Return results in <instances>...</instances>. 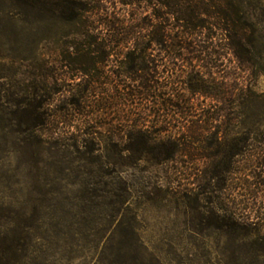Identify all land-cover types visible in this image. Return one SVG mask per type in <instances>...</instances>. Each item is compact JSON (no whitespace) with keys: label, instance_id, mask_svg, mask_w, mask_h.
Instances as JSON below:
<instances>
[{"label":"rangeland","instance_id":"374dc122","mask_svg":"<svg viewBox=\"0 0 264 264\" xmlns=\"http://www.w3.org/2000/svg\"><path fill=\"white\" fill-rule=\"evenodd\" d=\"M238 1L249 15L250 33L264 51V1ZM167 12L153 0H0V235L44 238L35 261L28 264H264V242L258 237L264 236V227L259 226L264 225V158L250 156L257 153L256 146L264 145L250 142L240 156L228 157L233 143L248 137L249 123L237 124L235 133L231 132L235 124L225 120L215 124L220 127L217 142L226 152L215 162L231 163L221 172L223 189L216 193L219 180L205 182L212 160L180 157L179 171L169 173L167 165L154 168L148 163L154 152L138 151L132 157L108 150L110 141L121 148V138L130 141L129 126L133 125L159 139L169 135L162 128L164 118L155 127V111L142 110L156 106L148 101H125L130 98L126 86L139 85L131 77L103 73L105 79L93 83L91 75L78 73L63 61L64 56L83 60L85 53H78L77 48L87 46L91 37L105 43L117 39L120 44L110 43V56L98 71L125 70L124 51L145 49L155 60L151 67L164 72L157 82L160 87L167 82V100L185 96L189 101L193 98L198 108L219 107L212 99L189 96L185 90L190 56L174 60L156 46L154 39L164 32L168 46L174 34H181L179 24ZM116 31L123 34L116 37ZM210 43L201 39L196 47L203 49ZM223 65L224 72L212 71L215 84L220 74L230 77L228 83L238 76L256 94L264 93V74L257 73L250 80L246 74L235 73L229 57ZM210 72L197 74H205L204 80L210 82ZM27 73L53 74L52 78L32 80ZM30 80L39 88L40 82L48 81V90L29 88ZM121 88L124 91L119 95ZM32 97L33 104L46 101L40 111L47 113V124L36 132L26 130L25 114L16 118L12 113V104ZM78 99L84 110L77 106ZM19 126L25 131L23 136L14 133ZM259 129L264 131V120ZM172 131L177 135L184 132L179 128ZM59 138L67 140L65 143L77 141L80 147L84 141L91 142L97 151L86 157L65 151L62 145L52 144ZM164 141L159 143H167ZM83 147L80 150L85 151ZM123 162L135 163V167L122 166ZM120 177L131 185L127 212L118 202L119 189L114 183ZM104 182H110V188ZM217 202L235 218L248 217L253 224L249 236H227L206 225L208 213L201 207L209 210ZM134 230L139 245L131 242L130 248L118 249L116 243L97 244L101 237L121 241Z\"/></svg>","mask_w":264,"mask_h":264},{"label":"trees","instance_id":"16d2710c","mask_svg":"<svg viewBox=\"0 0 264 264\" xmlns=\"http://www.w3.org/2000/svg\"><path fill=\"white\" fill-rule=\"evenodd\" d=\"M154 5L162 6L167 9V15L172 17L176 21L181 29V34H174L170 39V45H167L165 32L162 36L156 37L154 42L161 52L169 53L172 59L184 61L187 56H190L192 63L189 67L188 72L190 73L185 81V90L190 96H201L205 99H212L216 102L219 107L215 109H203L204 107L198 108L193 104V98L189 100L185 99V96L178 97V101L167 100V82L166 85L160 87L157 82L161 73L157 71V67L151 64L155 60L150 59V54H145V49H138L124 51L125 60L122 62L123 68L125 70L118 71H98L100 65H103L110 56V43L119 45L121 41H108L99 42L96 37H91L83 48H77L78 53H85V58L73 59L71 60L69 56H64L63 61L69 62L70 67L74 66L75 71L78 73H84L85 75H91L92 82L97 83L100 81L103 73H118L120 76L125 75V77H131L134 82L139 84L137 86H126L128 90L127 96L130 98H125V101H142L150 102L152 106H156L157 109H145L142 111H155L157 119L152 121L155 127H158L157 123L161 122L160 118L163 117L164 124L162 128L167 132V136L153 137L148 135L147 131H144L143 127L140 125L129 126V140L126 141L121 138L122 148L115 143H108L110 151L117 152L118 154L129 153L133 155L138 151L143 154L156 153V155L149 159L148 163L152 167L161 168L167 165V171L171 173L172 171L178 172L179 164H181L178 159L180 157L188 156L191 159H205L212 160V171L210 177L205 179L207 184H210L212 180H219L216 182V193H219L223 189L221 182H223L222 173L225 171V165L229 166L231 163L225 164L224 162H215L216 158L219 156L224 158L226 156L225 148L223 144L218 143L216 136L220 132L217 126L222 123L223 120L233 125L232 133H235L237 129V124L243 122V124L249 123L248 137L236 140L232 146V153L228 154L229 158L234 156H240L243 150L250 146V142H258L264 145V131L260 130L264 120V93L256 94L252 90V86L249 84L244 86V82L238 76L234 78L232 83H228L230 77L220 74L219 81L215 84V79L213 76V70L215 68L224 72L223 62L226 57H229L234 64L235 73H242L248 75V77H253L257 73L264 74V51L259 50V46L256 43L253 35L250 33L252 25L249 20V15L245 11L242 2L238 0H153ZM264 1V0H263ZM160 18V15H154ZM212 21V22H210ZM174 28L172 29V31ZM123 32V31H122ZM116 31V37L123 34ZM204 39L211 41L209 47L203 49H198L197 42ZM195 62V63H193ZM171 70H176L171 67ZM183 70V69H181ZM186 70V69H185ZM210 70L209 76H211V81H205L204 76H199L197 73H207ZM176 72V71H175ZM184 71H181L183 73ZM167 73H170L167 70ZM172 73V72H171ZM177 73V72H176ZM195 73V74H192ZM29 79H47L52 78L53 73H27ZM254 75V76H253ZM29 82V88H36V91H47L48 81L44 80L40 82V88L35 83V80ZM98 80V81H97ZM242 85V87L240 86ZM244 87V88H243ZM40 89V90H39ZM122 90V88H121ZM124 90L119 92V95ZM175 92V91H174ZM39 94V93H38ZM80 98V97H79ZM121 102V98H119ZM119 99H116L118 102ZM157 99V100H156ZM193 99V100H192ZM34 97L29 101H23L21 103L12 104V113L17 118L24 117L28 120L27 131L34 130L35 132L40 128H43L47 124L46 112L40 111L44 107V102L40 104H33L32 101ZM153 100V102H152ZM77 106L81 109L82 100L78 99ZM109 105V103H105ZM195 105V106H194ZM100 106V104H99ZM90 107V106H87ZM92 107H94L92 105ZM197 109L198 113L192 115ZM84 110V109H81ZM163 112V115L158 114ZM173 110V113H172ZM174 114V116H173ZM194 118L195 121L192 120ZM243 119V121H239ZM245 119V120H244ZM249 119V122L246 121ZM19 122L23 124L19 118ZM128 123L129 121H125ZM133 122V121H132ZM175 122V123H173ZM130 123V122H129ZM224 123V122H223ZM174 124V125H173ZM217 124V125H215ZM181 125L180 127L177 126ZM128 127L127 125H122V127ZM179 128L183 129L184 132L181 135L173 134L172 129ZM5 129V128H4ZM146 130V129H145ZM158 132V131H155ZM15 134L23 136L25 131L21 126L16 128ZM156 135V133H155ZM263 135L262 138H259ZM165 140V141H164ZM159 141H164L167 143H159ZM67 140L55 139L53 145L68 151L66 149L72 150L86 157L90 152L97 151L93 146V143L84 141L81 143V147L86 148L85 151L80 150V143L73 141L72 143H65ZM70 142V140L68 141ZM125 142V143H123ZM129 142V143H127ZM133 145L137 144V145ZM156 143V144H155ZM107 146V147H108ZM156 151V152H155ZM257 153H253L252 157L264 158V148L256 146ZM228 158V159H229ZM108 164L109 161H107ZM122 166L135 167V163L127 165L126 163H121ZM116 183L119 191L118 199L119 204L125 211H129L127 203L129 202L131 196V185L128 180L124 178H119ZM207 184V185H208ZM254 184V183H253ZM106 187H109L110 182H104ZM218 199V198H217ZM218 201V200H217ZM213 206V204H211ZM203 212L208 213V218L204 219L206 225L214 231L221 232L227 236H249L252 231V226L249 222L248 217L235 218L222 203L217 202V207H210L207 210L206 206L201 207ZM257 211L261 210L257 207ZM218 211V212H217ZM264 222V219H261ZM256 227V224H254ZM264 227L263 224L259 225ZM208 228V229H209ZM130 236V235H129ZM259 240L264 242V236L258 235ZM128 239V243L124 244V241H118L114 238H98V243L104 242L106 245L117 244L118 249L130 248L133 243L139 245L140 239L137 233H131V237L122 238ZM44 238L34 236L31 234H6L0 235V264H28L30 261H35L38 248L44 246L42 241ZM34 258V259H32Z\"/></svg>","mask_w":264,"mask_h":264}]
</instances>
